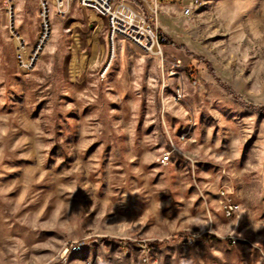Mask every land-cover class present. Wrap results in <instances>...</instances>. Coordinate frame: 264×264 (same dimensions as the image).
<instances>
[{
    "label": "rangeland",
    "instance_id": "1",
    "mask_svg": "<svg viewBox=\"0 0 264 264\" xmlns=\"http://www.w3.org/2000/svg\"><path fill=\"white\" fill-rule=\"evenodd\" d=\"M10 5L0 264H264V0H158L155 53L50 5L28 70L42 6Z\"/></svg>",
    "mask_w": 264,
    "mask_h": 264
},
{
    "label": "built area",
    "instance_id": "2",
    "mask_svg": "<svg viewBox=\"0 0 264 264\" xmlns=\"http://www.w3.org/2000/svg\"><path fill=\"white\" fill-rule=\"evenodd\" d=\"M12 0H3L4 4L10 8ZM55 7L58 13H66L70 10L73 2L83 9L91 11L102 16L108 26V36L114 41L116 37L121 36L130 40L146 53H155L162 51V46L166 42V36L161 33L155 24L158 13V0H57ZM51 0H40L42 6L43 34L39 43L34 48L29 49L25 40L17 32L13 31V40L17 48L19 61L22 70L30 69L39 51L42 48L46 37L49 35L47 15ZM198 2V0H196ZM11 10V9H9ZM12 25V24H11ZM17 38V40H16ZM182 138H185L182 136ZM172 149L166 151L161 161L167 163L171 160L173 152L179 151L175 143L171 140ZM236 205L228 206V213H231ZM58 264H65L60 261Z\"/></svg>",
    "mask_w": 264,
    "mask_h": 264
},
{
    "label": "bare ground",
    "instance_id": "3",
    "mask_svg": "<svg viewBox=\"0 0 264 264\" xmlns=\"http://www.w3.org/2000/svg\"><path fill=\"white\" fill-rule=\"evenodd\" d=\"M51 6L53 7L55 5V3H59L57 0H51Z\"/></svg>",
    "mask_w": 264,
    "mask_h": 264
}]
</instances>
